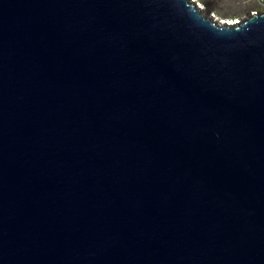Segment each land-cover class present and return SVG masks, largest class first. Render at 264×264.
<instances>
[{
	"label": "water",
	"instance_id": "water-1",
	"mask_svg": "<svg viewBox=\"0 0 264 264\" xmlns=\"http://www.w3.org/2000/svg\"><path fill=\"white\" fill-rule=\"evenodd\" d=\"M0 0V264H264V12Z\"/></svg>",
	"mask_w": 264,
	"mask_h": 264
},
{
	"label": "rangeland",
	"instance_id": "rangeland-1",
	"mask_svg": "<svg viewBox=\"0 0 264 264\" xmlns=\"http://www.w3.org/2000/svg\"><path fill=\"white\" fill-rule=\"evenodd\" d=\"M203 1L209 4L208 15L213 16L217 21L230 19L241 21L250 13L264 12V0H195L202 10L206 11L207 7Z\"/></svg>",
	"mask_w": 264,
	"mask_h": 264
},
{
	"label": "bare ground",
	"instance_id": "bare-ground-1",
	"mask_svg": "<svg viewBox=\"0 0 264 264\" xmlns=\"http://www.w3.org/2000/svg\"><path fill=\"white\" fill-rule=\"evenodd\" d=\"M204 12H206V11H204ZM226 21H229V22H231V23H234V22H236V20H234V21H231V19H230V20H226ZM226 21H221V22H226Z\"/></svg>",
	"mask_w": 264,
	"mask_h": 264
},
{
	"label": "flooded vegetation",
	"instance_id": "flooded-vegetation-1",
	"mask_svg": "<svg viewBox=\"0 0 264 264\" xmlns=\"http://www.w3.org/2000/svg\"><path fill=\"white\" fill-rule=\"evenodd\" d=\"M245 5H243V7H244ZM257 13H260V12H258V11H256Z\"/></svg>",
	"mask_w": 264,
	"mask_h": 264
}]
</instances>
